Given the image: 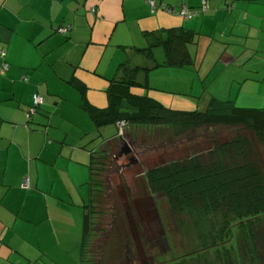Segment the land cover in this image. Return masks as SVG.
Segmentation results:
<instances>
[{"label": "crops", "instance_id": "obj_1", "mask_svg": "<svg viewBox=\"0 0 264 264\" xmlns=\"http://www.w3.org/2000/svg\"><path fill=\"white\" fill-rule=\"evenodd\" d=\"M148 1L176 11L201 5L200 0H0V47L9 64L2 71L0 59V264H82L92 151L118 138L120 130L117 125L116 135L94 144L99 131H93L82 96L69 81L84 84L88 103L105 109L109 81L123 76L125 65L138 69L136 81L144 85L135 93L180 109L183 101L175 102L169 95L174 92L154 88L152 75L168 73L169 83L187 81L184 68L189 66L157 67L166 59L155 57L156 48L151 57L138 51L150 46L149 33H195L191 66L198 74L195 64L201 45L209 46L206 39H211L212 63L217 65L226 57L233 63L252 53L251 40L264 37V0H210L209 11L194 22L176 13L153 12ZM63 26L69 27L66 35L58 33ZM118 52L144 56L147 63L130 64ZM35 93L44 97V104L29 122ZM26 177L28 189L22 186Z\"/></svg>", "mask_w": 264, "mask_h": 264}, {"label": "rangeland", "instance_id": "obj_2", "mask_svg": "<svg viewBox=\"0 0 264 264\" xmlns=\"http://www.w3.org/2000/svg\"><path fill=\"white\" fill-rule=\"evenodd\" d=\"M229 6L226 8L227 11ZM194 19L190 21L194 22ZM206 40L209 46L205 48L201 45L199 62L195 64L199 74L193 66H189L184 68L189 72V74L186 73L189 80L171 83L166 82L171 76L168 73L158 74L156 77L152 75L154 78L151 83L154 88L174 92L166 94L172 95L177 103L183 101L180 109L173 107L172 110L202 111L205 110V103L215 96L222 101H235L236 105L241 107H264V37L260 40H251L250 46L254 49L252 53L245 54L233 63H229L231 60H226V57L221 64L217 65L213 64L215 61L213 58L216 57L209 48L211 39ZM112 48L114 47L109 49ZM189 50L193 58H196V49L194 50L191 46ZM114 53L115 51L112 50L104 64H108ZM118 53L127 59L130 58V62H133L130 64L147 63L144 56L129 57L124 54L127 52ZM155 54L158 59H166L163 47H156ZM99 72H103L102 68ZM143 79L144 76L139 78L140 81ZM230 90H232L231 93ZM188 103L194 107H188ZM92 127L94 132L98 131L93 124ZM117 132H119L117 125L105 127L100 133L96 132L93 143L98 142L102 145ZM236 133H243L250 137L243 128L236 127L201 128L186 132L179 128L149 126L125 128V124L120 127V136L109 145V159L108 162L106 160L104 172L103 169L97 168L99 174H95L98 183L101 184V190L97 192V189L95 193V208L98 215L94 220L96 223L94 231L100 233L94 234L87 243L85 264H102L103 254H105L103 250L106 252L105 248L110 249L114 246V237L107 236L111 231L112 223L117 224L116 209H121L123 212L124 226L129 233V237H122L123 245H119L123 248L122 253L126 256L124 260H128V264H227L224 255L204 250L211 247L215 240L226 236L227 228L223 224L224 218L217 214H209L201 208L189 206H185L181 215L175 218L165 197L153 196L143 176L151 168L180 162L196 154H204L212 149L213 142L223 144ZM126 145L132 149V153L121 155ZM257 148L264 156V146H257ZM132 158L137 161L136 164H132ZM97 186L99 188V185ZM125 191L129 193L131 204L128 203ZM256 228L264 229V219L257 222ZM229 229H232L234 237L232 241H228L236 243L232 256L239 248L242 250L241 253L244 250L247 252L245 244L251 240L250 225L247 227L231 225ZM125 245L128 246L127 254L124 251ZM112 251L114 253H110V250L108 257L105 256V264L107 261L111 264H117L120 261L117 254L120 251L117 249ZM114 255H116L115 263ZM248 258L251 256L249 255ZM243 264L253 263L249 259Z\"/></svg>", "mask_w": 264, "mask_h": 264}, {"label": "trees", "instance_id": "obj_3", "mask_svg": "<svg viewBox=\"0 0 264 264\" xmlns=\"http://www.w3.org/2000/svg\"><path fill=\"white\" fill-rule=\"evenodd\" d=\"M200 1L201 8L202 0ZM65 28L68 26L60 27L58 33ZM195 35L193 32L173 29L149 33L148 36L151 37L150 46L138 51L147 57H151L153 55L152 49L162 46L166 53V61L163 64H158L157 67L191 66L194 64V60L189 47L195 43ZM0 51L5 53L4 56L0 54L2 71H8L3 68V65L7 64L9 69L6 60L7 52L1 47ZM122 72L124 73L123 76L109 81L110 84L106 92L108 107L105 109L97 108L88 103L87 88L84 84L75 80L69 81V84L80 92L83 100L82 108L87 112L99 133L105 127L119 125L123 122L125 128L149 126L179 128L186 132L201 128L236 127L243 128L250 134L248 137L243 133H236L234 137L223 144L213 142L210 151L193 155L180 162H171L151 168L144 173L143 178L153 196L162 195L165 197L175 218L181 215L185 206L201 208L209 214H217L224 218L223 224L227 228L226 236L220 240H215L213 245H210L211 247L204 250L215 251L224 255L227 264H243L245 260L249 259L253 264H264V229L256 228L257 222L264 219V156L257 148V146H264V110L239 108L234 104V101H222L214 97L210 99L205 111L168 109L157 100L134 92L135 88H144L143 84L136 81L138 69H129L124 65ZM34 95L33 105L30 109L35 107ZM38 109L33 116L28 117L29 122L38 114ZM115 139L110 140L108 145L106 144L101 150L92 151L90 164L93 173L91 181L92 199L86 209L84 221L85 238L82 264H85L86 260L87 243L94 234L100 233L94 231V225L96 227L94 220L98 215L95 208V193L97 189V192L101 190V184L98 183L95 174H99L97 168L103 169L104 172L109 159L108 148ZM125 192L128 203H130L129 193ZM116 218L117 224L112 223L111 231L107 236L114 237L113 245L116 246L110 249L105 248L106 252L103 250L105 254H103L102 264H105V256L107 258L110 250L112 253L114 249L120 251L117 253L120 258L117 264L129 263L128 260H124L126 256L122 253L123 248L119 247L124 242L122 237H129L124 226L121 209L115 210ZM231 225H238L239 227L250 225L251 227V240L245 244L247 249V252L245 250L243 252L245 254L241 253L242 250L238 247L239 250L232 256L236 243L234 241L233 243L229 242L234 237L232 229H229ZM116 240L118 241L115 242ZM121 242L122 244H120ZM127 247L125 245L126 254ZM116 255H114L113 261ZM249 255L251 258H248ZM106 264H111V262L107 261Z\"/></svg>", "mask_w": 264, "mask_h": 264}, {"label": "built area", "instance_id": "obj_4", "mask_svg": "<svg viewBox=\"0 0 264 264\" xmlns=\"http://www.w3.org/2000/svg\"><path fill=\"white\" fill-rule=\"evenodd\" d=\"M148 4L150 5L153 12L160 10V11H166L168 13H176L185 19H194L197 16H199L201 13H205V12L209 11L208 0H202V6L199 10H190L186 5H184L179 11H176L174 9H169L164 4H159L156 1H148ZM91 11L94 13L96 11L95 7H91ZM68 32H69V27L60 30L61 34H65ZM0 54L2 56L5 55V53H3V51H0ZM3 68H4V70H8V65L4 64ZM42 104H44V97L41 96L40 94L36 93L34 95V106L35 107L30 109V111L28 113V117L33 116L36 113L37 109ZM122 126H124V123L123 122L119 123V127H122ZM22 186L26 189H28L30 187L29 177H26L23 179Z\"/></svg>", "mask_w": 264, "mask_h": 264}, {"label": "water", "instance_id": "obj_5", "mask_svg": "<svg viewBox=\"0 0 264 264\" xmlns=\"http://www.w3.org/2000/svg\"><path fill=\"white\" fill-rule=\"evenodd\" d=\"M131 153H132V149L126 145L124 146L121 155H130ZM131 162L132 164L137 163V161L134 158H132Z\"/></svg>", "mask_w": 264, "mask_h": 264}]
</instances>
